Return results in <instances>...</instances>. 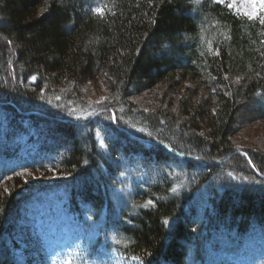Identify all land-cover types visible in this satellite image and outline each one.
<instances>
[{"label":"trees","instance_id":"16d2710c","mask_svg":"<svg viewBox=\"0 0 264 264\" xmlns=\"http://www.w3.org/2000/svg\"><path fill=\"white\" fill-rule=\"evenodd\" d=\"M92 84L106 101L88 103ZM260 120L259 18L214 0H0V264H23L22 212L58 191L97 225L93 249L138 264H207L220 235L264 237V153L235 141Z\"/></svg>","mask_w":264,"mask_h":264},{"label":"rangeland","instance_id":"374dc122","mask_svg":"<svg viewBox=\"0 0 264 264\" xmlns=\"http://www.w3.org/2000/svg\"><path fill=\"white\" fill-rule=\"evenodd\" d=\"M214 1L219 3L218 0ZM220 4H231L235 13L248 18V14H252V19L264 15V11H261L264 0H225V3ZM101 88L98 84L88 88L86 93L89 104L96 105L108 99L107 92ZM157 94L149 93L138 100L150 107ZM235 141L238 145L264 153V120L245 127ZM154 171L144 172L143 176L156 180L165 175L159 169ZM28 174L21 177L26 178ZM216 186L209 184L199 195V210L203 209L214 191L222 192ZM22 213L17 240L23 264H64L69 257L71 264H138L116 253L104 251L102 247L93 249L99 238L98 227L95 225L93 229L83 226L85 222L70 211L68 195L64 191L40 194L25 206ZM216 241L218 243L210 244L212 249L207 264H264V237L260 233L247 238L240 248L231 244L223 235Z\"/></svg>","mask_w":264,"mask_h":264},{"label":"snow or ice","instance_id":"6c2138e0","mask_svg":"<svg viewBox=\"0 0 264 264\" xmlns=\"http://www.w3.org/2000/svg\"><path fill=\"white\" fill-rule=\"evenodd\" d=\"M218 2H219V3H225V0H218ZM193 3H195V4H199V3H200V0H193ZM226 6L229 7V8L232 7L231 4H227ZM93 11H94L95 13H97L98 15H103V13H104V9H103V8H100V7L95 8ZM261 11H264V7L261 8ZM248 15H249V18L251 19V18H252V14H248ZM259 23H260L261 25H264V15L259 16ZM9 43H11V41H9ZM210 50H211V49H210ZM216 55H219V52H218V51L216 52ZM225 78H227V77H225ZM31 79H32L33 81H36L37 77H36V76H32ZM213 91H215V89H213ZM109 119H110L113 123H115V122L117 121V117H116L115 113H113V114L109 117ZM139 131L144 132V129H139ZM148 135L150 136L151 133H148ZM158 143H159L161 146H163L167 151L171 152L173 155H176V150H175V148H172V147H170V146H168V145H164V142H163V141H159ZM102 146H103V145H102ZM179 156H180V157H184V156H185V153H184V152H180V153H179ZM195 159L198 160V159H200V158H199V157H196ZM176 190H177L176 188H172V189H171V191H173V192H175ZM5 191H7V189H5ZM146 203H147L148 206H154V201L151 200V199H149ZM164 223H165V224H168L169 222H168L167 220H165ZM130 259L133 260V261H137V260H139V257H137V256L134 255V256L130 257ZM64 264H71V258H70V257L67 258V259L65 260Z\"/></svg>","mask_w":264,"mask_h":264}]
</instances>
